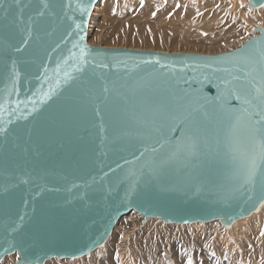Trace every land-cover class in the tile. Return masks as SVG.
Segmentation results:
<instances>
[{
	"label": "water",
	"instance_id": "water-1",
	"mask_svg": "<svg viewBox=\"0 0 264 264\" xmlns=\"http://www.w3.org/2000/svg\"><path fill=\"white\" fill-rule=\"evenodd\" d=\"M97 1L21 0L0 19V261L85 256L130 211L228 229L264 206L260 174L245 182L260 108L244 103L264 29L217 54L94 46Z\"/></svg>",
	"mask_w": 264,
	"mask_h": 264
},
{
	"label": "rangeland",
	"instance_id": "rangeland-1",
	"mask_svg": "<svg viewBox=\"0 0 264 264\" xmlns=\"http://www.w3.org/2000/svg\"><path fill=\"white\" fill-rule=\"evenodd\" d=\"M93 9L87 42L107 48L217 54L257 35L254 27L264 29V5L252 9L248 0H98ZM249 216L228 229L219 220L196 228L157 218L142 223L131 211L102 247L44 264H264V206ZM17 260L14 253L0 264Z\"/></svg>",
	"mask_w": 264,
	"mask_h": 264
},
{
	"label": "snow or ice",
	"instance_id": "snow-or-ice-1",
	"mask_svg": "<svg viewBox=\"0 0 264 264\" xmlns=\"http://www.w3.org/2000/svg\"><path fill=\"white\" fill-rule=\"evenodd\" d=\"M43 3V0H41ZM48 5L45 3L44 7L46 8ZM26 7V5H25ZM14 9H18L14 12ZM24 12V7H21V0H0V19H7L10 15H14L15 19H19L22 17ZM39 15H43V12H39ZM31 20V17H29ZM25 44L28 43L27 40L24 41ZM20 48H17L16 51H20ZM261 59L264 60V53L261 54ZM261 86L255 87L256 95L251 99L245 97L244 103L252 104L254 102H258L256 104L257 107L260 108L258 113L255 115L259 116V120H256L252 123V135L253 140L256 146L259 147V154H253L249 159L247 174H246V183H255L257 179V174H260L261 182L264 184V169H261V163L264 162V75L261 76L260 79ZM107 91V89H105ZM239 98V96L237 97ZM23 219V217H21ZM189 264L191 262L189 261Z\"/></svg>",
	"mask_w": 264,
	"mask_h": 264
},
{
	"label": "bare ground",
	"instance_id": "bare-ground-1",
	"mask_svg": "<svg viewBox=\"0 0 264 264\" xmlns=\"http://www.w3.org/2000/svg\"><path fill=\"white\" fill-rule=\"evenodd\" d=\"M110 4H111L110 2L108 3V5L106 4V5L108 6V8L111 7ZM93 10H96V9H93ZM93 13H94V12H93ZM91 16H92V14H91ZM92 19H93V18H92ZM130 212H131V211H130ZM247 217H250V216H247ZM247 217H246V218H247ZM154 219H156V218H151V219H149V220L152 221V220H154ZM243 219H245V218H243ZM243 219H240V220H243ZM240 220H238V221H240ZM215 222H216V221H214L213 223H215ZM191 225H195L196 228H200L201 223L196 222V223H193V224H191ZM111 232H112V231H111ZM121 241H122V240H121ZM121 243H122V242H121ZM122 244H123V243H122Z\"/></svg>",
	"mask_w": 264,
	"mask_h": 264
}]
</instances>
